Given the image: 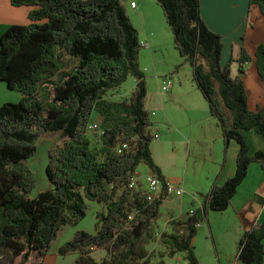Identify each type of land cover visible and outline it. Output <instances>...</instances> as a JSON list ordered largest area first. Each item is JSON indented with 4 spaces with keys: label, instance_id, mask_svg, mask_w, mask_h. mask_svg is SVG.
Instances as JSON below:
<instances>
[{
    "label": "trees",
    "instance_id": "obj_1",
    "mask_svg": "<svg viewBox=\"0 0 264 264\" xmlns=\"http://www.w3.org/2000/svg\"><path fill=\"white\" fill-rule=\"evenodd\" d=\"M124 1L11 0L15 7L32 9L29 24L11 25L0 40V81L23 95L19 102L0 105V207L5 218L0 253L11 252L8 264H32L34 253L37 264H45L61 227L87 214L86 199L105 204L107 211L100 213L95 233L79 231L60 247L61 255L78 253L72 264H168L165 257L178 254L188 264H200L193 243L198 224L209 209L229 207L253 162L264 168V151L251 155L244 136L252 129L264 136V107L249 108L242 76L234 75L232 62L222 64L224 37L204 20L201 0H157L226 146L236 141L240 150L235 175L213 187L203 209L194 208L187 219H171L172 230L159 238L164 249L148 248L157 239L155 223L171 195L151 150L155 134L140 65L143 45ZM249 1L264 15V0ZM62 55L76 60L71 70L65 71ZM252 59L243 47L237 60L241 73ZM254 60L264 79V44ZM130 75L137 79L132 97L112 101L109 91ZM95 111L102 116L100 146H93L88 135ZM50 131H60L63 140L49 150L46 171L53 188L31 198L37 179L25 160ZM122 143L130 147L119 153ZM142 163L165 184L152 201L140 180L139 187L130 185ZM99 249L107 250L102 261L92 255ZM237 257L242 264H264V220L244 234Z\"/></svg>",
    "mask_w": 264,
    "mask_h": 264
},
{
    "label": "crops",
    "instance_id": "obj_2",
    "mask_svg": "<svg viewBox=\"0 0 264 264\" xmlns=\"http://www.w3.org/2000/svg\"><path fill=\"white\" fill-rule=\"evenodd\" d=\"M133 1L137 3L136 8L131 6V2ZM150 3L152 6L156 5L153 0H150ZM125 5L127 11L132 12L131 15L133 17L138 16L141 18V21H139L141 24L136 25V27L138 28L144 49L148 48L158 52L174 44V36L170 26L169 30H167L168 28L163 27L162 24L163 30H154L155 27L149 18L150 11L148 10L149 5L147 3L143 4L142 7L136 0H130ZM158 7H156V11L159 9ZM31 9L32 6L23 5L15 7L12 5L11 0H0L1 36L13 24H29V12ZM201 12L208 26L223 35L222 64L225 66L232 62L234 75L240 74L242 76L248 93L249 108L257 110L260 107H264V79L260 76L254 60L258 46L264 44V15L260 8L252 6L249 0H201ZM243 47L246 48L253 59L243 65L244 71L241 73L240 63L237 60L241 57ZM180 62L175 64H182ZM234 66L235 68L237 66V71L234 69ZM141 68L146 71L142 65ZM134 81L137 84L136 78ZM2 82H0V85L3 86ZM189 86L190 88L186 85L184 86L181 78H179V83L175 86L173 82L172 87L167 90L168 101L166 100L165 110L166 121L169 123L167 127L165 125L160 129L163 128L162 131L166 135L168 134V137L169 133L170 136L176 135L178 137L177 139L174 138L173 143L175 145L183 146L187 143L193 148L196 140L192 134L195 132L193 133L184 123L186 115H189L202 124L200 132L205 134L204 136L202 135L200 141H210L213 148L216 145L215 149L226 147L225 150L223 149L226 154L222 159L221 157L217 159L219 161L218 168L212 172L214 176L208 189L210 190L208 194H210L215 185L223 184L227 179L235 175L240 145L238 142L232 141L229 146H226L222 128L218 125L217 119L211 115L207 100L204 98L202 92L197 90L199 89L198 87L196 88L195 85L190 84ZM8 89L10 88L8 87ZM10 91L14 90L10 89ZM10 91L6 92L9 95L6 98H2V95H0V105L8 101L15 102L12 101L15 96L11 97L13 94ZM162 91L164 90L162 89ZM22 98L23 95H21ZM97 115V118L93 116V122L101 125L102 116L99 113ZM205 122H209L210 124H205ZM161 123L160 126L163 125V122ZM90 134H92L91 137ZM152 134L155 133L152 132ZM88 135L93 145L94 133L89 132ZM244 136L250 147L251 155H255L260 150L264 151V136L259 134L255 129L245 131ZM154 152L159 153L157 150H154ZM154 152V159L162 168L167 181L174 186L180 187L176 181L167 178L163 169L164 163L162 158ZM179 195L176 194L177 200H180L183 205L186 203L189 207L186 208L183 215H172L163 231L170 232L172 230L171 219H187L188 213L194 208L203 209L207 197V195L204 198L191 194L186 195L184 190ZM214 212L219 211L209 209L206 221H203L199 226L200 229L205 224L203 228L206 229L207 233H210L211 237H207L210 247L208 246L205 253H199L195 244L197 243V236L193 240L200 264H237L239 245L242 237L253 227H260L264 220V168L261 163L253 162L250 165L248 176L238 188V192L232 198L229 207L225 211L219 212L220 214H215V216H213ZM212 217H214V221H217L216 226ZM4 224L5 218L3 210L0 207V230L4 227ZM181 255L185 259L184 254Z\"/></svg>",
    "mask_w": 264,
    "mask_h": 264
},
{
    "label": "rangeland",
    "instance_id": "obj_3",
    "mask_svg": "<svg viewBox=\"0 0 264 264\" xmlns=\"http://www.w3.org/2000/svg\"><path fill=\"white\" fill-rule=\"evenodd\" d=\"M128 1L130 0H125L124 3ZM136 1L142 7L145 3L149 5V18L155 27L154 30H163L162 24L163 27L165 26V28H168L167 30H169V24L164 14L163 8L157 0H153L154 4H156L153 6L150 5V0ZM156 7L159 8L157 11ZM130 11L132 10L130 9ZM127 12L135 26L141 24L139 22L141 21L140 17H133L131 15L132 12ZM1 29L2 27L0 25V40ZM61 59L65 63V71L71 70V68L76 65V60H74L73 58L62 55ZM179 61H181L180 63L182 64H175ZM140 63L142 67L146 69V71H144L141 68L144 71L147 79L148 101L146 103V107L150 112V117L153 123L150 127V130L155 134H160V137L158 139H153L151 150L153 152L154 150L159 151V153H154L162 158V161L164 163L163 169L165 170V174L167 175L168 179L176 181L179 186L183 188L186 195L191 194L196 195L199 198H204L210 191L208 189L210 187L212 177L214 176L212 175V172L218 168L219 161H217V159H220V157L222 159L224 157L226 152L223 151V149L225 150L226 147L224 146V148L221 147V149H215L216 145L213 148V145L210 141H200L202 135L204 136L205 134L203 132H200V127L202 124L198 123L195 118H192L189 115H186L184 123L185 126L188 127L193 133L195 132L194 134H192L196 140L193 148L187 143H185L183 146L175 145L173 143L174 138L177 139L178 137L176 135L170 136V133L168 137V134L166 135L165 132L162 131L163 128L160 129L165 125L167 127L169 123L166 121L165 110L167 103L166 100L168 101V91H162L164 81H172L176 86L179 83V78H181L184 86L186 85L188 88H190V84L195 85L197 88L194 80L193 67L190 63L185 61L184 57L181 56L180 52L175 47V43L172 44V46L158 52L152 51L148 48L144 49L142 47L140 51ZM234 69H236L237 71V66L236 68L234 66ZM135 78V76L130 75L128 79H126L120 86L111 89L108 93L109 98L112 101H122L124 99H130L133 95L134 89L137 86L136 82L134 81ZM54 81L58 82V79L55 77ZM1 84H3V86L0 85V95H2V98H6L9 96L6 92L10 91V89H8L7 87V82L3 81ZM10 92H12L11 94H13L11 97L15 96V98L13 97L12 100L15 102L12 103H16L21 100L22 93L15 90ZM97 114L98 112L95 111L93 115L94 118H97ZM161 122H163V125L160 126V124H162ZM205 124L210 123L205 122ZM209 130L211 131V129ZM91 132L94 133L93 146H100L101 141L99 140L97 133H95L94 131ZM91 135L92 134H90V137ZM62 142V133L60 131H50L38 140L37 151L31 157L25 160V163L33 170L37 179V184L29 194L31 198H36L40 195L41 192L53 188V185L50 182L46 171L47 165L49 163V150L53 146ZM150 172L151 170L149 166L145 163H142L137 171V179H139L146 188H148L147 176ZM176 194L179 195L180 193H174L169 196V199H167L161 207V217L155 223L157 239L148 245V248L150 250H155V252H158L161 249H164V245H162V243L159 241V238L163 230L166 228V224L168 223L169 218L172 217V215H183L186 211V208L189 207V205H186V203L184 204V207L181 201L177 200ZM86 203L88 206L87 214L82 219H80L74 225H64L61 227L57 237L52 242L50 251L43 259L45 264L74 263L78 258V253L74 252L68 255H61L59 253L60 247L73 239L79 231L85 230L91 233H95L97 231V222L99 221V215L100 213L107 211V206L105 204H101L97 201L89 199H86ZM215 214L220 213L214 212L213 216H215ZM212 220L214 221V217H212ZM214 222L216 226L217 221ZM167 227L169 228V226ZM203 227L199 229L196 235L197 243L195 244L199 253H205L208 246L210 247V243L207 237L210 238L211 235L210 233H207L206 229ZM10 254L11 252L9 250L4 251L3 254L0 253V264H8ZM92 255L94 259H96V261H102L107 256V250L99 249L94 251ZM157 259L158 257L155 258V260ZM165 260L168 264H188L187 260L184 259L181 254H178L175 257L166 256ZM37 263L38 260L36 254L34 253L32 264Z\"/></svg>",
    "mask_w": 264,
    "mask_h": 264
},
{
    "label": "built area",
    "instance_id": "obj_4",
    "mask_svg": "<svg viewBox=\"0 0 264 264\" xmlns=\"http://www.w3.org/2000/svg\"><path fill=\"white\" fill-rule=\"evenodd\" d=\"M131 6L136 8L137 7V3L133 1V2H131ZM172 85H173L172 81L165 80L164 83H163L162 89L164 91H167V90H169L172 87ZM89 130L90 131H94L95 133H98L100 135L103 133V129L101 128V125L98 124V123H94V122H92L89 125ZM154 136H155V138L158 139L160 137V134L156 133ZM129 147H130L129 143H122L118 147V152L122 153L124 150L128 149ZM138 180L139 179L134 178L132 180L131 184H130L131 187H139ZM147 184H148V188H147L148 192H147V194H148V199L150 201H152L156 196H158L163 191V189L165 187L164 181L154 171H151L148 174V176H147ZM166 187H167L169 195H172V194H174L176 192H179V193L183 192V189L181 187L174 186L169 181H167ZM191 212H193V210H191ZM130 218H132V216H130ZM200 225H201V223L198 224V227ZM237 264H242V263L238 260Z\"/></svg>",
    "mask_w": 264,
    "mask_h": 264
}]
</instances>
